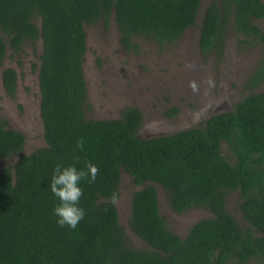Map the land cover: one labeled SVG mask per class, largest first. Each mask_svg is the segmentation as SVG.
Masks as SVG:
<instances>
[{
	"label": "trees",
	"instance_id": "16d2710c",
	"mask_svg": "<svg viewBox=\"0 0 264 264\" xmlns=\"http://www.w3.org/2000/svg\"><path fill=\"white\" fill-rule=\"evenodd\" d=\"M203 0H0V68L8 48L41 42L38 54L40 115L45 145L26 154L22 132L0 120V264H246L264 259V91L209 117L199 127L141 138L142 112L126 106L119 117L86 116L84 60L88 24L114 18L120 42L136 50L137 38L162 47L178 41L197 24ZM263 0H210L200 28V48L222 51L230 29L249 46L260 43L262 57L248 85L264 83ZM3 86L14 95L18 75L1 71ZM177 112L174 108L171 114ZM83 139L84 150L76 146ZM226 142L229 153L222 151ZM79 158L78 160L76 158ZM99 167L95 183L81 182L85 217L76 229L60 227L50 190L55 165L86 162ZM122 171L139 187L131 196L129 228L145 245L133 246L110 196L120 194ZM157 183L171 207H193L211 217L192 224L181 237L159 211ZM239 193L243 228L226 208Z\"/></svg>",
	"mask_w": 264,
	"mask_h": 264
},
{
	"label": "rangeland",
	"instance_id": "374dc122",
	"mask_svg": "<svg viewBox=\"0 0 264 264\" xmlns=\"http://www.w3.org/2000/svg\"><path fill=\"white\" fill-rule=\"evenodd\" d=\"M209 2L202 1L197 24L188 28L178 41L162 47L140 37L136 39V50L125 49L120 43L114 18L107 27L102 22L86 25V116L114 118L120 116L124 107L137 106L143 113L137 134L149 138L201 126L206 118L231 109L243 97L264 91V83L248 85V79L262 57L260 43L241 44V36L230 29L222 51L212 49L204 53L201 50L199 26ZM256 24L264 29V17L257 19ZM40 48V41L35 47L25 44L19 54L8 48L0 68V120L24 134L23 152L26 154L45 145L37 68ZM5 67L14 68L18 75L14 95L7 93L1 80V71ZM193 82L197 91L190 86ZM174 108L178 111L169 114ZM222 151L229 153L226 142H222ZM16 158H1L0 165L12 163ZM153 185L157 189L160 213L169 229L179 236L185 237L196 221L212 216L203 207L176 212L162 186ZM138 188L132 184L130 175L122 171L120 200L116 204L119 221L129 242L142 247L145 242L128 225L131 196ZM239 202V193L231 192L227 196L226 208L245 228L247 223L243 220ZM246 264H264V259L251 258Z\"/></svg>",
	"mask_w": 264,
	"mask_h": 264
},
{
	"label": "clouds",
	"instance_id": "9594fccd",
	"mask_svg": "<svg viewBox=\"0 0 264 264\" xmlns=\"http://www.w3.org/2000/svg\"><path fill=\"white\" fill-rule=\"evenodd\" d=\"M212 84V81H209ZM193 91H197L198 87L195 82L191 83ZM83 139L76 141V146L81 151L84 150ZM79 159L78 157L76 158ZM99 167L92 162L85 163L83 168H77L75 164L64 166L61 163L55 165L53 175L50 181V190L58 199L59 203L53 210V215L57 217V224L60 227L68 226L76 229L80 221L85 217L86 211L80 206L81 197L84 195L80 186L82 181L95 183L99 174ZM120 194L113 191L110 196L112 204H118Z\"/></svg>",
	"mask_w": 264,
	"mask_h": 264
},
{
	"label": "flooded vegetation",
	"instance_id": "af4514ba",
	"mask_svg": "<svg viewBox=\"0 0 264 264\" xmlns=\"http://www.w3.org/2000/svg\"><path fill=\"white\" fill-rule=\"evenodd\" d=\"M121 43V42H120ZM122 45V44H121ZM126 49V48H125ZM85 61V60H84ZM83 65H84V63H83ZM85 72V71H84ZM85 79H86V77H85ZM87 98H88V93H87ZM129 106H133V105H129ZM134 107H137V106H134ZM138 108V107H137ZM138 109H140V108H138ZM177 109V108H176ZM140 111H141V109H140ZM177 111H178V109H177ZM142 112V111H141ZM172 112H173V110H172ZM169 114H171V112L169 113ZM215 114H218V113H215ZM215 114H213V115H215ZM212 116V115H211ZM211 116H209V117H211ZM208 117V118H209ZM208 118H206V120L208 119ZM205 120V121H206ZM142 121H143V113H142ZM142 124V123H141ZM204 124H205V122H204ZM203 124V125H204ZM202 126V125H201ZM195 127H199V126H195ZM138 132V131H137ZM138 135V134H137Z\"/></svg>",
	"mask_w": 264,
	"mask_h": 264
}]
</instances>
